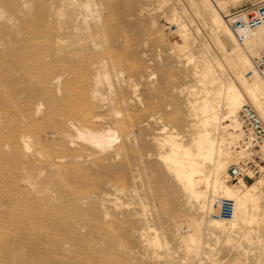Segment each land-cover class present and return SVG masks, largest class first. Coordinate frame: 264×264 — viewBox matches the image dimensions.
<instances>
[{
    "label": "rangeland",
    "instance_id": "1",
    "mask_svg": "<svg viewBox=\"0 0 264 264\" xmlns=\"http://www.w3.org/2000/svg\"><path fill=\"white\" fill-rule=\"evenodd\" d=\"M114 1L119 5L107 32L115 35L111 46L116 60L131 75L128 81H115L114 106L123 110L134 139L125 156L117 160H103L102 155L85 157V163L81 160L73 165L69 158L73 151L53 142H62L54 115L45 109L36 117L25 109L39 93L35 89L39 83H30V77L28 84L16 77L11 81L0 78V82L4 80L0 103L5 101L7 108H12L8 113L0 105V138L6 141L0 139V149L4 148L0 152V264H264V144L249 151L238 146L236 135L239 108L244 103L251 104L264 118V77H249L254 59L264 57V32L261 39L242 44L227 19L233 9L259 0ZM71 79L65 76L64 82L72 84L56 94L60 108L66 101L79 103L76 87L81 85L75 86ZM229 87L235 92L232 89L230 93ZM67 90L71 92L69 98L64 95ZM233 94L240 104L237 108ZM257 98L260 101L256 102ZM86 110H90L86 119L91 125L108 124L104 118L108 108ZM20 111L26 113L28 123L19 122ZM22 130L33 136L36 149L43 155L22 149ZM171 139L192 149L199 165L194 177L203 182L198 196L191 197L184 190L174 166L163 157L171 151ZM57 151H62L61 155ZM50 154L69 159H63L61 168L51 167L49 175L55 174L45 180L37 177V169ZM244 158H255L262 174L229 182L230 166ZM79 165L82 167L76 168ZM70 191L86 194L88 212L72 213L68 218L59 215L60 209L69 208L65 195ZM223 198L236 202L231 221L210 214L214 201ZM97 207L100 214L92 215H97ZM216 219L220 221H213ZM76 221L85 226L82 234L63 228ZM115 240L121 241L116 242L118 247Z\"/></svg>",
    "mask_w": 264,
    "mask_h": 264
},
{
    "label": "bare ground",
    "instance_id": "2",
    "mask_svg": "<svg viewBox=\"0 0 264 264\" xmlns=\"http://www.w3.org/2000/svg\"><path fill=\"white\" fill-rule=\"evenodd\" d=\"M118 5H119L118 2L114 1V0H0V78L3 76V77L8 78L11 81V80L15 79L14 77H16L17 79L19 78V80L22 83H26L28 77H30L31 78V80L29 81L30 83H33V84H35V82L39 83L38 86L36 85L37 88H35V89H38L39 93L37 95H35L36 97L35 96L33 97L34 100L32 101V104H30V105L26 104L27 108H25V109H27L28 111L32 110V112L34 113V115L36 117H40L43 114V112L45 111V109L48 110L47 112L54 115L55 125H56L55 128H56V131L60 132L62 142L59 143V141H57L58 139L56 141L53 140V142H55L56 146L66 147L69 150L73 151L70 154L68 153L70 160L74 161L73 165L75 164V162H78V161L81 162V160H84V163H85V160H86L85 157H92V156L96 157L97 155L104 156L103 160H111V159L117 160V158L120 159L127 154L128 148L131 145L132 140H134L132 130H129L127 125H126V120H125V118L123 116V112H122L123 110L114 106V103H115V100L117 97V92H116L117 89H116L115 81H117V82L118 81L121 82L122 80L128 81V79L131 77V75L127 74L124 64H121L120 60L118 59L119 60L118 61L115 58V53L113 50L114 48L111 46V41L115 37L114 33H108L107 32V29L109 27H112V23L114 21L113 19L115 18L114 13L116 14V10H117L116 7H118ZM110 6L115 7L114 11L109 10ZM143 9H144V7H143ZM112 16H113V19H112ZM168 18H170V17H168ZM213 19H216V18H213ZM231 29L233 30L232 27H231ZM263 32H264V25L256 28L252 32H250L244 40H240L236 31L233 30V33L236 36L238 42H241L242 44L243 43L245 44L248 40H249L248 42H250L252 40L261 39ZM121 38H122V36H121ZM9 59H11V61H9ZM243 61L244 60H242L241 63ZM254 63H255L254 70H252L251 73H249V77H253L256 74L257 75L261 74L264 77V73H262L258 69L255 60H254ZM131 69H133V68H131ZM65 76L68 77L69 80L74 76V79L72 78L71 80H73L75 82V86H77V84L81 85V86L76 87L77 89L79 88V92H78L79 95H77V94L76 95L80 97V100L78 98L79 103L66 101L63 104H61L62 107L60 108V107H58V105H59L58 103H61V102H59L60 99L57 98L56 94L58 91L61 92V90L63 88H68L69 87L68 83L72 84V81H71V83L66 82V81L64 82ZM3 81L4 80L2 79L0 82V84L2 86H3ZM10 81H8V83ZM15 81H17V80H15ZM254 83H257V82H254ZM26 84H28V83H26ZM26 84H25V86H26ZM73 85H74V83H73ZM257 85H259V84H257ZM29 86L31 87V85H29ZM232 86H233V84H232ZM231 87H229V89H228L230 93H231L232 89H234ZM69 90H67L66 92L63 91L66 93V94H64V95H66L65 97H68V98L70 97L71 92ZM233 91L235 92V89ZM73 92L76 93L75 91H73ZM64 95H62V96H64ZM236 95H237V93H236ZM236 95L233 94L231 96V98H233L232 100L235 101L233 103L234 107L237 108V107H239L240 104L237 100ZM65 99H67V98H65ZM63 100H64V98H63ZM257 101H260V100L257 98L256 102ZM23 102H25V98H24ZM3 103H4V105H3ZM0 105L5 107L6 109H8L7 107H9V103H7L5 101L0 103ZM87 107L88 108L98 107L102 110L108 108V114L106 117H104L106 120L109 121L108 124L106 126H101V127H95V126L91 125L88 122L90 119L89 120H88V118L86 119V115H88V113H90V110H91L90 109L87 112V110H86ZM229 108H230V106H229ZM11 109L10 110L8 109L9 110L8 113L11 112ZM13 110H12V112H13ZM20 113L21 114H20V118H19L20 121L19 122L28 123V118H27L26 113L22 112V111H20ZM33 113H31V114H33ZM34 115H32V117ZM225 116L226 117L228 116L227 113ZM18 117H19V115H18ZM226 117H224V118H226ZM3 118H5V117H3ZM100 118H102V116ZM54 119H52L50 121H54ZM2 120H4V119H2ZM93 120H95V119H93ZM5 121H7V120H4V123H5ZM32 121H34V120H32ZM13 123H14V121H13ZM139 125H140V123H139ZM238 125H239L238 126L239 128H238V131L236 132L238 134H236V135L239 136V140H240L241 136H242L241 131H240V127L242 125V119H241L240 113H239ZM15 126L16 125H14V127ZM7 127H8V125H7ZM19 127H20L19 129H21V126H19ZM39 129H41V126L39 127ZM56 131H53L52 134L58 133ZM9 135H7V136H9ZM58 135H59V133L56 134L57 137H58ZM10 137H14V135H12ZM168 137H170V136H168ZM14 138H16V137H14ZM48 138L50 139V137H48ZM158 138H160V137H158ZM0 139H3V138H0ZM168 139H170V138H167V140ZM227 140H229V139H227ZM239 140H238V146H242L246 150H249L246 146L241 144ZM40 141H39V143H40ZM161 141H163V140H161ZM137 142H139V141H137ZM179 142H181V141H179ZM179 142H177L175 140H172L171 142H169V144L171 145V146H169V147H171V151L169 150L170 153L163 155V157L165 158V161L167 162V164L174 166V170L176 171L177 175L181 179V181H178V182L183 183V185L185 187L184 190L189 191L192 194V195H190L191 197L192 196H198L200 194V192L203 191L202 180L196 179L194 177V170L199 165H198L197 161L195 160V157H193L194 155H193L192 149L185 147L184 145H182ZM20 144L22 146V149L26 153L35 152V153H38L39 155H43V152L41 150L36 149L37 144L34 142L33 136L31 134L25 132V131H23L21 136H20ZM263 144H264V141H263ZM1 146H3V145H1ZM75 146H78V148H75ZM163 146H166V145H163ZM3 147H5V145ZM238 148H240V147H238ZM3 149H0L1 150L0 152H2ZM13 149H15V148L13 147ZM80 149H81V153L79 151ZM205 149L207 151L206 147H205ZM24 151H23V153H24ZM4 152H5V150L3 151V153ZM60 152H62V151H57L56 154L61 155ZM54 153L52 152L51 154L53 155ZM65 154H67V152ZM52 155L50 157H48V159L46 160V163L43 164L44 166L38 167V169L36 168L38 170L37 171L38 172L37 177L42 176V177H44V179L47 178L48 176L53 177L52 175H54L55 173H53V174L51 173V175H49L51 172V167L61 168L60 163L63 162V159H65V160L69 159V158L65 157V155L64 156L56 155L57 157H55V158L52 157ZM0 156L2 157V155H0ZM40 158H41V156H40ZM97 159H99V158H97ZM87 160H88V158H87ZM131 160L129 163L132 162ZM30 161H32V160H30ZM218 162H217V164H218ZM239 162H237V163H239ZM237 163H235V164H237ZM76 164H79V163H76ZM232 165H234V164H232ZM81 167L82 166L79 165L76 168H81ZM118 168H120V167H118ZM22 170L25 171L26 168H25V170L24 169H22ZM83 170H80V171L77 170V171L81 172ZM106 170H107V168H106ZM260 170H261V167H260ZM24 173H26V172H24ZM84 173H85V171H84ZM122 173H124V172H122ZM93 175H94V173H93ZM227 175L230 178L229 171H228ZM227 175L225 177H227ZM122 177H123V175H122ZM88 178H90V176ZM103 178H104V176H103ZM173 178H175V177H173ZM179 178H176V180ZM26 179H27V177H26ZM48 179H47V181H48ZM106 179H107V177H106ZM86 180H87V178H86ZM104 180H105V178H104ZM68 189L70 190V188H68ZM103 190H104V188H103ZM62 191H64V190H62ZM66 191L67 190H65V192ZM71 191L73 192L74 190L72 189ZM71 191H70V193H68L66 195L63 194V195H65V197L67 199V205L69 204L68 205L69 208L63 209V208H66V207H63L58 212L59 215L63 216L64 218L67 217L69 214L72 215V213L73 214L74 213L75 214L76 213L84 214V213L88 212L86 210L87 209L86 206H87L89 199L87 198L86 194L85 195L84 194L75 195L74 193H71ZM59 192H61V191H59ZM186 193H188V192H186ZM91 194L93 195V193H90V195ZM11 195H13V194H11ZM63 195H62V197H63ZM188 198H190V197L188 196ZM240 198H243V196ZM223 199H228V198H223ZM221 201H222V199L217 200V202H216V200L214 201V207H212L210 214L216 213L215 217H217L218 219L223 220V221H231L235 216L236 202L234 200L235 212H234L233 217L229 218V219H225V218L218 215L217 204L220 203ZM93 203H96V201ZM207 203H209V201ZM90 205H92V204H90ZM94 207H96V206H94ZM90 210L92 211V209H90ZM95 212H97V215L94 214L93 212H91L92 215L98 216V213L100 214L101 211H99V207L96 208ZM58 213L56 212V214H58ZM18 216L20 217V215H18ZM128 216H130V215H128ZM75 217H76V215H75ZM93 218L97 219V217H93ZM33 219H35V218H33ZM16 220H19V218ZM83 220L86 221V219H83ZM220 220L216 219L213 221H220ZM38 221H39V219H38ZM55 222H57V221H55ZM86 223H88V222H86ZM93 224H95V223H93ZM100 224H102V223L100 222ZM31 225H33V224H31ZM55 225H57V224H55ZM85 225H88V224H85ZM63 228H67L71 231L81 233L82 230L85 228V226H83L82 224H80L79 222L76 221L74 223L68 222V224L63 225ZM26 229H28V228H26ZM126 229L129 230L128 228H126ZM149 230H151V229H149ZM102 232H103V229H102ZM108 242L110 243L109 240H108ZM116 242L121 243V241L115 240V244H116ZM158 244H159V242H158ZM116 246H117V244H116ZM119 246H120V244H119ZM29 263H30V261H29Z\"/></svg>",
    "mask_w": 264,
    "mask_h": 264
},
{
    "label": "built area",
    "instance_id": "3",
    "mask_svg": "<svg viewBox=\"0 0 264 264\" xmlns=\"http://www.w3.org/2000/svg\"><path fill=\"white\" fill-rule=\"evenodd\" d=\"M227 19L239 39L244 40L250 32L264 25V0L233 9L229 12ZM254 60L258 69L264 73V57L255 58ZM239 113L242 119L240 127L242 136L239 141L249 151H255L256 147L264 141V119L249 103H244ZM254 160L256 159L244 158L239 164L230 166L228 170L229 182L236 181L238 183L241 178L246 180L260 176L262 174L259 168L260 163H256ZM217 209L219 216L225 219L232 218L235 212V202L232 199H222L217 204Z\"/></svg>",
    "mask_w": 264,
    "mask_h": 264
}]
</instances>
